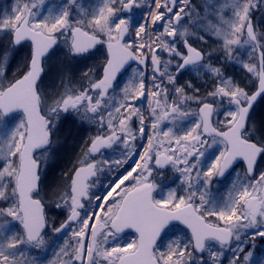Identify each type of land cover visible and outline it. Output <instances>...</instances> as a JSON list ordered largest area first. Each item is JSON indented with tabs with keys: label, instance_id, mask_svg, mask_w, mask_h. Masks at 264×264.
<instances>
[{
	"label": "snow or ice",
	"instance_id": "snow-or-ice-1",
	"mask_svg": "<svg viewBox=\"0 0 264 264\" xmlns=\"http://www.w3.org/2000/svg\"><path fill=\"white\" fill-rule=\"evenodd\" d=\"M5 37L0 264H264V0H13Z\"/></svg>",
	"mask_w": 264,
	"mask_h": 264
},
{
	"label": "flooded vegetation",
	"instance_id": "flooded-vegetation-1",
	"mask_svg": "<svg viewBox=\"0 0 264 264\" xmlns=\"http://www.w3.org/2000/svg\"><path fill=\"white\" fill-rule=\"evenodd\" d=\"M3 1L0 0V12H2L1 3ZM102 53L103 49H100L99 55H96L92 60H89V62L92 64L94 61H101L102 60ZM99 58V59H98ZM80 73H77L76 76L79 77ZM182 79H193V76L189 74H185ZM62 135L64 136L66 142V148H64L59 158L55 161V163H50V170H49V181L58 178L60 173L67 168L71 167V163L74 161L75 156L78 154L80 150V143L83 138H85L87 135H89L88 132L84 131L83 129H80L77 126L74 125H66ZM240 167L239 165L237 166ZM231 175H226V177L222 180H217L213 182V191L216 190V185L220 184V192L221 194H225L228 190V186L231 183L232 180Z\"/></svg>",
	"mask_w": 264,
	"mask_h": 264
},
{
	"label": "rangeland",
	"instance_id": "rangeland-1",
	"mask_svg": "<svg viewBox=\"0 0 264 264\" xmlns=\"http://www.w3.org/2000/svg\"><path fill=\"white\" fill-rule=\"evenodd\" d=\"M2 1H3L1 3V8L3 9L2 12L6 9L10 10L11 6L13 5V0H2ZM195 2H199V0H195ZM209 45L215 46L213 44V41L209 40L208 45L203 46L205 48V51L210 50ZM5 51L11 52V50L9 49V45H8L6 37L0 38V53H3ZM27 51H28L27 48H22L19 51L11 52V54L9 56V62L7 63V75L9 77H11V75L17 70V68H18V67H16L17 64L19 63L21 65L23 63L24 58L27 55ZM97 55H99V53ZM61 56H62V54L58 53L57 56L54 58V60H53V67L54 68L56 66V62L60 60ZM13 61H14V63H13ZM96 63H99V61H94V63H92V64L88 61L89 66L94 65ZM233 71H235V73H236V79L243 80L244 74L240 69H238V68L237 69H232V68L229 69L230 73H232ZM193 80L198 81L200 83V81L196 80L195 77H193ZM54 82H56V81H54ZM254 111H255V116H254L255 119H257V120L264 119V102H260L256 106V108L254 109ZM60 139H61L62 150H63L64 148H66V144H65L66 140L62 134H61ZM255 244H256V247L254 249V257L264 256V241L257 238V240L255 241ZM248 250H253V249L249 248Z\"/></svg>",
	"mask_w": 264,
	"mask_h": 264
},
{
	"label": "trees",
	"instance_id": "trees-1",
	"mask_svg": "<svg viewBox=\"0 0 264 264\" xmlns=\"http://www.w3.org/2000/svg\"><path fill=\"white\" fill-rule=\"evenodd\" d=\"M25 57H26V56H25ZM13 63H14V61H13ZM19 65H20V64L18 63L16 67H19ZM194 82L199 84L198 81H195V80H194Z\"/></svg>",
	"mask_w": 264,
	"mask_h": 264
},
{
	"label": "water",
	"instance_id": "water-1",
	"mask_svg": "<svg viewBox=\"0 0 264 264\" xmlns=\"http://www.w3.org/2000/svg\"><path fill=\"white\" fill-rule=\"evenodd\" d=\"M227 175V174H226Z\"/></svg>",
	"mask_w": 264,
	"mask_h": 264
}]
</instances>
